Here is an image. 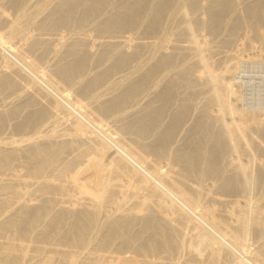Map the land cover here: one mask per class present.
<instances>
[{
	"label": "bare ground",
	"instance_id": "1",
	"mask_svg": "<svg viewBox=\"0 0 264 264\" xmlns=\"http://www.w3.org/2000/svg\"><path fill=\"white\" fill-rule=\"evenodd\" d=\"M252 41L264 0H0V264H264Z\"/></svg>",
	"mask_w": 264,
	"mask_h": 264
},
{
	"label": "rangeland",
	"instance_id": "2",
	"mask_svg": "<svg viewBox=\"0 0 264 264\" xmlns=\"http://www.w3.org/2000/svg\"><path fill=\"white\" fill-rule=\"evenodd\" d=\"M43 1H46V0H43ZM1 28H5V26H2ZM236 37L234 36V38L232 39V42L229 44L230 46L232 45V47L236 44H238L240 41L243 42L245 40H247L248 38H246V35L243 34V32H238L237 34H235ZM224 36V34L222 33L220 35V38ZM245 39V40H244ZM235 40V41H234ZM254 42V43H253ZM234 43V44H233ZM253 44H255V47L254 49H246L242 52L243 54V58H247L246 56H248V58L246 59V61H242L239 65V69H238V72L239 74H243V78L245 80H250V82L252 83H248V84H242L240 86H238V93L232 97V99L234 101L237 102L238 106H241V108L245 109V111L247 112V115H250L249 117L252 118V120L255 119V117L257 116L256 113L258 114H262V112L264 111L263 108H260L263 106L264 104V82H262L261 78H260V74L261 72H263L264 70V53L262 52H259V48L258 45L259 43H257V41H252ZM256 55V56H255ZM252 56V57H251ZM260 59V60H259ZM263 60V61H262ZM43 66V65H42ZM243 71H242V70ZM45 70V69H44ZM240 70V71H239ZM49 72V71H47ZM234 75H236L234 73ZM248 77V78H247ZM252 78V79H251ZM54 79L56 80V78L54 77ZM248 80V81H249ZM252 80V81H251ZM255 83H254V82ZM260 82V83H259ZM60 83V82H59ZM251 89V90H250ZM69 91V95H72L73 94V91L71 90H68ZM240 91V92H239ZM261 97V98H260ZM236 98V100H235ZM263 101V102H262ZM254 104V105H253ZM258 104V105H257ZM248 105V106H247ZM261 105V106H260ZM250 106V107H249ZM258 106V107H257ZM248 107V108H247ZM251 107H254L251 108ZM260 108V109H259ZM251 109V110H250ZM258 110V111H257ZM263 110V111H262ZM254 111V112H253ZM261 112V113H260ZM258 114V115H259ZM109 129H112L114 128L113 126H110L109 124ZM111 127V128H110ZM12 133H8V132H11ZM8 130L7 129H4V130H1L0 132V137L3 138L4 137H7V136H10V135H16L18 136V133H16L15 131L13 130ZM118 132V131H117ZM6 133V134H5ZM19 134H22V133H19ZM129 133H124L123 134V139L126 140V141H129L128 139L129 138H132L133 136L130 134L128 135ZM122 135V134H121ZM127 137V138H126ZM244 159L245 161V157L242 158ZM256 163L253 162L252 163V167H254V164ZM16 167V166H15ZM18 169V167H16ZM19 170V169H18ZM17 172V170H16ZM254 188V189H253ZM249 192L251 193L250 195L251 196H255L256 194V190H255V187L254 186H251L250 189H249ZM241 204L242 203V200H240ZM185 234H188L187 236H189L190 232L188 230H185ZM251 237V234L248 235V237ZM249 237V238H250ZM251 241V240H250ZM191 243H192V247L196 250H198L199 252H201L202 254L206 255L207 252H208V249L207 247H205L206 245L204 243H201V242H198V240L195 238H192L191 239ZM186 250H183L182 254L185 253ZM185 256V254H184ZM221 259V260H220ZM218 264H224L223 263V259L222 257L219 258V261H217Z\"/></svg>",
	"mask_w": 264,
	"mask_h": 264
}]
</instances>
